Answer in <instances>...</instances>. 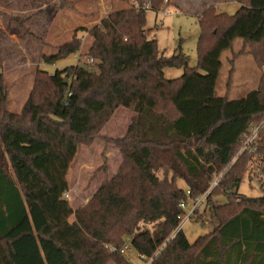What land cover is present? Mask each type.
I'll return each instance as SVG.
<instances>
[{
    "label": "trees",
    "instance_id": "1",
    "mask_svg": "<svg viewBox=\"0 0 264 264\" xmlns=\"http://www.w3.org/2000/svg\"><path fill=\"white\" fill-rule=\"evenodd\" d=\"M148 1L159 10L172 0ZM235 1L233 14L212 5L201 11L192 67L182 52L159 53L145 33L146 10L124 5L41 54L47 64L66 58L86 32L92 40L83 57L97 62L52 72L37 66L18 112L6 107L0 73V264H130L119 251L126 237L149 264H264V196L236 192L249 171L264 174V128L254 150L232 160L264 116V73L245 97L215 95L220 54L236 37L243 46L230 64L243 53L258 68L264 63V0ZM166 66L182 73L165 77ZM119 106L133 112L111 140L122 161L73 209L64 196L70 164ZM186 191L205 194L214 222L192 243L178 228ZM217 196L224 201L213 203Z\"/></svg>",
    "mask_w": 264,
    "mask_h": 264
},
{
    "label": "rangeland",
    "instance_id": "2",
    "mask_svg": "<svg viewBox=\"0 0 264 264\" xmlns=\"http://www.w3.org/2000/svg\"><path fill=\"white\" fill-rule=\"evenodd\" d=\"M43 2L49 4L48 8L44 9L46 12L41 14L38 8ZM131 4V0L127 3L122 0H8L0 3V73L6 90V107L12 112L19 111L32 85L37 66L52 71L55 68L62 69L66 65L76 64L78 60L81 63L85 62L83 56L92 39L86 32H78V35H81L78 51L50 64L51 66L41 59V54L55 53L56 46L67 40L75 29L89 28L112 9ZM172 4L173 1L164 13L146 11L144 25L146 35L148 38L156 39L159 53L169 56L182 52L188 57V66H195L196 42L199 35L197 18L195 15L184 13L183 10L178 11ZM24 9L27 11L20 12ZM240 42L241 38L236 37L233 48L237 49ZM228 56L230 57L229 49L223 50L220 55L222 67L215 85L216 96H222L225 91ZM96 62L94 59L93 63ZM163 71L168 78L182 73L180 67L166 66ZM243 93L245 92L234 87L229 100L239 99L243 97ZM132 115L131 110L122 106L117 107L93 142L79 146L67 171L68 189L64 193L73 209L84 204L100 182L107 176H112L119 167L122 157L111 140L124 134ZM263 118L264 116L261 120ZM236 153L232 160L236 158ZM254 173L249 171L246 174L236 191L238 195L264 196V174L254 176ZM156 174L161 177L160 170L156 171ZM177 183L181 187L185 186L181 180H177ZM223 201V196L212 199L216 204ZM182 208L184 212L180 217L184 219L183 215H186L187 220L182 221L181 229L190 243L212 230L214 222L203 195L196 198L188 197ZM196 208V213L193 214ZM127 239L126 237L125 241L129 247L123 254L127 261L130 264H148L150 259L137 255ZM106 264L116 263L109 260Z\"/></svg>",
    "mask_w": 264,
    "mask_h": 264
},
{
    "label": "crops",
    "instance_id": "3",
    "mask_svg": "<svg viewBox=\"0 0 264 264\" xmlns=\"http://www.w3.org/2000/svg\"><path fill=\"white\" fill-rule=\"evenodd\" d=\"M172 1H173L172 5L175 6L178 11L183 10L184 13L186 12L195 15L197 18V22H198V18L200 17L201 11L205 7H208L210 5L214 6L217 12H225L227 14H233L240 6V3L235 0H172ZM48 4L49 3L46 2L40 4L38 9L39 11H41V14H44V11L48 8ZM168 7L169 6H167V8ZM25 10L27 11V9H24L23 11L20 12H25ZM153 12H155L156 14L160 13L156 11ZM233 41L231 48H228L230 51V56L232 52H237L243 46V40L241 39L239 47H237V49H234ZM228 57L226 58L227 60H229L230 58ZM48 65L51 66L50 64ZM221 67H222V63L220 58V68L218 75L220 73ZM262 73H264V63L260 68H258L250 54L243 53L238 55L233 59V62L231 64L228 61V71L225 80V91L223 95H227L229 99L230 92L235 87L237 90L245 92L243 93L244 94L243 97H245L248 92L255 90L257 88L259 83V78Z\"/></svg>",
    "mask_w": 264,
    "mask_h": 264
},
{
    "label": "built area",
    "instance_id": "4",
    "mask_svg": "<svg viewBox=\"0 0 264 264\" xmlns=\"http://www.w3.org/2000/svg\"><path fill=\"white\" fill-rule=\"evenodd\" d=\"M132 2V6L136 9H141V10H153V11H156V12H160V13H164L166 12V9L167 7H164L163 9H159V10H154L151 5H150V2L148 0H143L142 2L139 1V0H131ZM85 61H87L88 63H93L94 61V58H88V57H84ZM264 128V118L257 124H253L251 125L247 131L241 136V143H240V147L236 153V157L238 155H240L242 152H252L256 146V143H257V139L259 138V132L261 130H263ZM220 174L218 175H214L213 178H212V181H211V184L209 183V189L211 187H213L214 185H216L217 183V178ZM186 194L188 195L189 192L186 191ZM203 197H205V194L203 195ZM180 206H184V201H182L180 203ZM185 218L182 219L180 216H179V225H178V228H181V225H182V221L185 222L187 220V217L186 215H183ZM128 245L125 243L123 245L122 248L119 249V251L124 254L127 249H128ZM111 251L113 250H116L115 248H110ZM149 264V263H148Z\"/></svg>",
    "mask_w": 264,
    "mask_h": 264
},
{
    "label": "water",
    "instance_id": "5",
    "mask_svg": "<svg viewBox=\"0 0 264 264\" xmlns=\"http://www.w3.org/2000/svg\"><path fill=\"white\" fill-rule=\"evenodd\" d=\"M64 80H66V77H64Z\"/></svg>",
    "mask_w": 264,
    "mask_h": 264
}]
</instances>
